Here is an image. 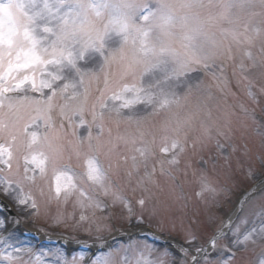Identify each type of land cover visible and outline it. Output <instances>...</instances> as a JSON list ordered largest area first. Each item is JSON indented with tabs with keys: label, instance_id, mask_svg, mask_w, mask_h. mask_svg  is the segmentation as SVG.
Masks as SVG:
<instances>
[{
	"label": "snow or ice",
	"instance_id": "obj_1",
	"mask_svg": "<svg viewBox=\"0 0 264 264\" xmlns=\"http://www.w3.org/2000/svg\"><path fill=\"white\" fill-rule=\"evenodd\" d=\"M225 61L255 101L249 74L264 77V0H0V191L34 213L55 204L58 223L79 209L77 224H91L107 207L100 197H111L129 223L136 215L145 224L157 174L174 181L189 147H205L214 129L227 135L197 75L219 83ZM133 180L131 192L144 193L139 213L120 184ZM218 194L202 174L197 196ZM69 204L72 213L63 211ZM258 215L259 227L229 221L219 238L264 240V208ZM123 251L132 255L117 260L113 251L93 264H168L167 251L153 258L148 245ZM0 258L20 264L11 253Z\"/></svg>",
	"mask_w": 264,
	"mask_h": 264
},
{
	"label": "rangeland",
	"instance_id": "obj_2",
	"mask_svg": "<svg viewBox=\"0 0 264 264\" xmlns=\"http://www.w3.org/2000/svg\"><path fill=\"white\" fill-rule=\"evenodd\" d=\"M258 48L259 40L257 46L253 48L254 54L258 53ZM238 59L237 57L236 63ZM233 66L232 61L224 62L223 73L217 72L218 76H222V81L215 87L202 82L201 93L211 94V99L208 100V107L212 111L211 119L219 126H223L226 121L229 123L227 128L223 129L227 132L226 136H217L214 129L212 139L205 147L199 144L194 149L189 147L180 158L179 164L174 166L172 176L180 177L184 182L187 195L184 200L172 179L157 174L159 188L153 187L152 197L143 210L148 221L151 222L146 221L145 224L138 225V218L134 215L133 222L129 223L127 208L120 203L113 205L111 197H100L107 207L96 210L95 220L91 224H77L79 209L75 210L72 218L58 223L55 219L57 212L55 204L48 208L41 205L39 213H34L33 210L20 206L11 196L4 195L0 191V199L9 205L13 214L7 229L4 226V219L0 216V253H11L19 258L20 264H65V262L70 264L73 258H76L77 264H93L94 260L109 252H117L116 258L119 260L121 256L132 255L123 251L130 245L134 247L148 245L155 249L153 258L167 251L168 264H188L182 256L185 253L191 257L197 255L196 249L203 248L209 243L236 207L243 192L264 176V121L260 118L262 116L259 117L262 115L261 112H264V93L260 91L264 88V77L258 72L249 74L254 80V86L251 88L255 94L254 101L248 95L247 81L242 80L238 73L233 75ZM197 75L202 81V75L199 73ZM231 97L234 99L232 100ZM143 171L144 169H141V175ZM202 174L219 190V194L214 199H209L207 196L201 199L197 196ZM117 179L113 177L114 181ZM120 184L123 194L131 201L133 212L139 213L141 209L136 201L144 193L139 190L135 194L131 192L135 180L132 185H128L125 181H120ZM175 197L180 198L175 199ZM262 208H264V191L245 205L241 217L242 220L247 219V224L242 226V231L260 226L262 220L258 214ZM63 211L72 213V205L69 204ZM88 214L91 215L90 212ZM240 220L235 225L240 224ZM140 226L149 227L177 243L179 254H173L170 247L159 248L133 235L124 241L110 244L112 246L107 252H102L91 259L88 254L66 251L59 246L38 248L33 241L23 239L21 235L22 231L26 230L40 233L46 238H59L71 243L98 246L107 245L110 238L118 233H135ZM97 227L100 231H97ZM86 229L90 230L86 231ZM254 239L255 243L250 241L246 245L233 244L226 239V247L214 250L211 256L215 257H209L201 264H217L218 261L229 260V257H226L229 252L236 251L241 252L242 258L230 261V264H240L241 261L242 264H259V261L264 259V240ZM220 246H224L223 243ZM37 257L40 259L37 260ZM0 264H8V261L0 258Z\"/></svg>",
	"mask_w": 264,
	"mask_h": 264
}]
</instances>
